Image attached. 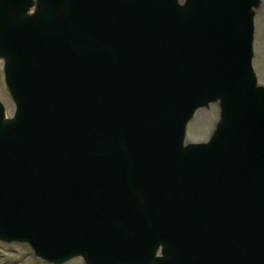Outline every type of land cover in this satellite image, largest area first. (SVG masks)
<instances>
[{
  "label": "water",
  "instance_id": "obj_1",
  "mask_svg": "<svg viewBox=\"0 0 264 264\" xmlns=\"http://www.w3.org/2000/svg\"><path fill=\"white\" fill-rule=\"evenodd\" d=\"M258 2L0 0L1 239L55 262L264 264Z\"/></svg>",
  "mask_w": 264,
  "mask_h": 264
},
{
  "label": "rangeland",
  "instance_id": "obj_2",
  "mask_svg": "<svg viewBox=\"0 0 264 264\" xmlns=\"http://www.w3.org/2000/svg\"><path fill=\"white\" fill-rule=\"evenodd\" d=\"M182 2L184 0H181ZM255 38L253 43V67L258 84L264 85V0L253 6ZM0 100L6 108L7 116L15 113V103L10 95L4 78V60L0 59ZM221 119V107L218 101L210 102L194 112L187 126L186 143L206 142L217 128ZM0 264H52L35 256L26 243L3 242L0 240ZM64 264H85L78 257Z\"/></svg>",
  "mask_w": 264,
  "mask_h": 264
}]
</instances>
